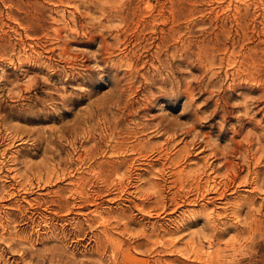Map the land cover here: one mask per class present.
<instances>
[{
    "label": "rangeland",
    "instance_id": "374dc122",
    "mask_svg": "<svg viewBox=\"0 0 264 264\" xmlns=\"http://www.w3.org/2000/svg\"><path fill=\"white\" fill-rule=\"evenodd\" d=\"M0 264H264V0H0Z\"/></svg>",
    "mask_w": 264,
    "mask_h": 264
}]
</instances>
